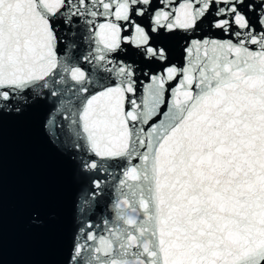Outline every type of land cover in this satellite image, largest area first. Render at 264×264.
<instances>
[{
    "label": "snow or ice",
    "instance_id": "6c2138e0",
    "mask_svg": "<svg viewBox=\"0 0 264 264\" xmlns=\"http://www.w3.org/2000/svg\"><path fill=\"white\" fill-rule=\"evenodd\" d=\"M6 122L67 166L59 264H264V0H0V264Z\"/></svg>",
    "mask_w": 264,
    "mask_h": 264
},
{
    "label": "water",
    "instance_id": "95a60500",
    "mask_svg": "<svg viewBox=\"0 0 264 264\" xmlns=\"http://www.w3.org/2000/svg\"><path fill=\"white\" fill-rule=\"evenodd\" d=\"M38 119V117L34 118ZM68 169L35 124H5L2 161L3 264H59L57 234L67 226ZM46 205V223L30 224L32 205Z\"/></svg>",
    "mask_w": 264,
    "mask_h": 264
}]
</instances>
